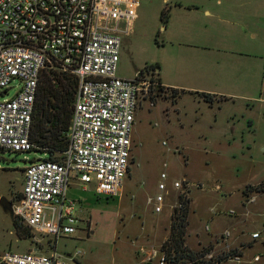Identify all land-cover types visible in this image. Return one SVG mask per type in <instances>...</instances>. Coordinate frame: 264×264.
<instances>
[{"label":"rangeland","instance_id":"374dc122","mask_svg":"<svg viewBox=\"0 0 264 264\" xmlns=\"http://www.w3.org/2000/svg\"><path fill=\"white\" fill-rule=\"evenodd\" d=\"M185 2L141 0L134 31L123 41L119 75L140 73L146 82L122 192L100 194L94 182L73 186L80 223L57 243L35 231L19 236L11 212L0 205V251L48 252L56 245L64 256L79 252L80 264H158L185 190L191 200L190 248L210 247L215 258L233 249L241 253V261L224 257L217 264H264V0L224 3L229 20L195 19ZM12 85L8 92L0 89V100L13 97L20 80ZM220 92L236 95L223 98ZM44 157L36 149L0 147V196L16 197L24 187V168ZM163 171L169 193L157 211L149 198L159 192ZM176 179H185L184 188L174 186ZM227 229L231 234L223 236ZM256 229L261 236L253 238ZM153 248L158 255L149 260Z\"/></svg>","mask_w":264,"mask_h":264},{"label":"built area","instance_id":"2783aa9c","mask_svg":"<svg viewBox=\"0 0 264 264\" xmlns=\"http://www.w3.org/2000/svg\"><path fill=\"white\" fill-rule=\"evenodd\" d=\"M140 5L141 0H0V89L8 92L20 80L16 94L0 100V147L30 151L37 146L30 131L45 70L69 72L77 81L67 148L60 159L39 158L26 166L23 190L12 199L15 216L56 243L78 230V201L68 195L76 180L94 182L98 193L117 196L129 173L146 81L140 73L121 76L118 69L124 38L134 31ZM161 177L159 192L149 198L157 211L163 210L169 193L167 172ZM184 181L176 179L174 186L184 188ZM260 236L259 230L252 233ZM39 248L0 251V264H80L79 252L64 256L56 245L48 252ZM157 255L153 248L147 257ZM230 258L241 261V255ZM158 264H167L163 250Z\"/></svg>","mask_w":264,"mask_h":264},{"label":"trees","instance_id":"16d2710c","mask_svg":"<svg viewBox=\"0 0 264 264\" xmlns=\"http://www.w3.org/2000/svg\"><path fill=\"white\" fill-rule=\"evenodd\" d=\"M173 89L179 91L178 88ZM76 93L77 81L71 73L56 70L43 72L36 95L30 138L37 145L33 149L45 152L47 157L44 158L46 159H60L61 153L69 144L68 130L74 111ZM204 95L208 100L214 99V95L211 93H204ZM250 185H247V189H245L246 194ZM190 201L186 192L180 193L178 204L172 214L170 235L162 244L167 264H217L224 257L241 255L238 250L233 249L220 257L215 258L214 255L208 257L207 254L212 252V248L208 247L199 251L186 244ZM14 224L19 236H32V227L19 217H14ZM46 244L53 246L51 239H48ZM148 264L156 263L148 262Z\"/></svg>","mask_w":264,"mask_h":264},{"label":"crops","instance_id":"0c3cea01","mask_svg":"<svg viewBox=\"0 0 264 264\" xmlns=\"http://www.w3.org/2000/svg\"><path fill=\"white\" fill-rule=\"evenodd\" d=\"M243 1L244 2L248 1V2L252 3L253 0H242V2ZM230 2H231V0H200V1H198V0H186V2L184 4L186 5L185 8L187 9V11L190 13V15L194 16L195 19H199V18H202V17H214V18H218V19H221V20H229L230 16L227 14L228 12L226 10H223L221 8V6L224 3H226V5H228V6H230V4H229ZM239 22H241V21H239ZM207 35L208 36H212V35H214V33L211 32V33H208ZM209 44L210 43H207V41H205L204 47L205 48H211V46ZM211 45H214L215 47H218L214 43H212ZM158 70H159V68H158ZM162 82L166 86L177 87V85L167 84L164 81H162ZM204 93H206V92H204ZM232 94L236 95L235 93L220 92V95H221V97L223 96V98L232 97ZM243 96H247V95H243ZM213 97H215V94H214ZM79 184H80V182L76 180L69 187V189H68V195L69 196L74 197V198H79V197H76L75 192H74V188H73V186H76V185H79ZM256 230H259V229H256ZM70 254H72V252H68L67 253V255H70ZM77 260H78V257H77Z\"/></svg>","mask_w":264,"mask_h":264},{"label":"water","instance_id":"95a60500","mask_svg":"<svg viewBox=\"0 0 264 264\" xmlns=\"http://www.w3.org/2000/svg\"><path fill=\"white\" fill-rule=\"evenodd\" d=\"M12 204H13V202H12V200L10 198H8V197H6L4 195L0 196V205L2 206V208L5 211H10L12 216L15 217Z\"/></svg>","mask_w":264,"mask_h":264}]
</instances>
